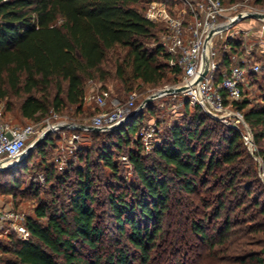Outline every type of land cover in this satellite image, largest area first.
I'll list each match as a JSON object with an SVG mask.
<instances>
[{
    "label": "trees",
    "instance_id": "1",
    "mask_svg": "<svg viewBox=\"0 0 264 264\" xmlns=\"http://www.w3.org/2000/svg\"><path fill=\"white\" fill-rule=\"evenodd\" d=\"M152 1L0 0V102L6 100L9 111L17 103L21 115L31 121L61 114L69 106L81 107L86 82L105 81L110 63L127 91L137 81L165 84L170 73L179 82L181 70L169 64L170 55L160 43L166 26L145 16ZM151 41L156 43L153 48L147 47ZM219 47L221 67L229 69L232 56L243 54V39L230 38ZM257 75L264 74L251 72L248 79ZM259 97L261 102L253 103L246 91L236 108L253 133L255 155L264 165V91ZM184 106L185 112L197 111L186 124L169 129L152 155L143 154L141 138H134L145 111L115 129L87 130L116 138L99 152L100 161L116 175L112 147L120 151L136 145L128 159L138 183L119 194L114 183L109 194L115 237L108 236L99 216L97 179L91 168H78L74 180L70 170H47L45 184L56 194L48 201L40 199L36 216H27L28 240L15 233L0 240V262L264 264V238L254 244L251 237H264L258 160L246 155L239 130L199 107ZM51 140L48 135L19 165L0 171L10 175L0 182L5 192L21 190L20 172L28 171L36 152L44 154ZM28 189L37 197L45 191L39 181ZM61 189L67 193V204L59 200Z\"/></svg>",
    "mask_w": 264,
    "mask_h": 264
},
{
    "label": "built area",
    "instance_id": "2",
    "mask_svg": "<svg viewBox=\"0 0 264 264\" xmlns=\"http://www.w3.org/2000/svg\"><path fill=\"white\" fill-rule=\"evenodd\" d=\"M174 1L175 3L170 4L167 0H154L145 14L151 21L166 26L167 31L160 43L170 55L169 64L181 70L180 81L172 88L184 89L170 94L181 97L179 106L189 104L191 107H199L210 117L239 130L250 153L261 162L255 155L257 146L253 133L243 113L236 108V103L244 97L249 73L264 74V61H252V53L247 48L244 54L238 56L237 64H232L226 69L221 67L217 49L218 40L221 38L227 40L240 34L247 38L252 32V27L234 29L239 22L253 18L250 17L251 13L259 11L252 7L250 0H236L229 3L225 0ZM239 14L243 19L225 29L224 27L237 19ZM256 19L261 20L259 28L262 34L264 18ZM205 69L206 74L199 79ZM93 97L101 106L106 103L102 94ZM136 98L137 93L132 92L125 102L115 99L112 101L113 108L95 114L90 125L104 131L126 122L133 114L138 113ZM51 115L58 117L56 112H52L49 116ZM39 126L38 123L17 126L0 118V171L15 166L33 137L39 138L47 129L61 132L71 126L74 127L65 122L54 125L49 123L41 129ZM78 137L74 135V138ZM153 137V130L143 133L142 139L147 149H154L157 146L156 143L153 144ZM261 177L264 181V171ZM26 218L27 216L20 210L0 204L2 233H15L18 238L28 240L31 233L25 224Z\"/></svg>",
    "mask_w": 264,
    "mask_h": 264
},
{
    "label": "rangeland",
    "instance_id": "3",
    "mask_svg": "<svg viewBox=\"0 0 264 264\" xmlns=\"http://www.w3.org/2000/svg\"><path fill=\"white\" fill-rule=\"evenodd\" d=\"M225 2L229 3L230 0H225ZM250 3L257 11L264 13V4H259L255 2V0H250ZM260 22L261 20L259 19L248 18L239 22L237 24L238 26L234 29L253 28L247 38H244L242 34L236 37L243 39V54L246 52L247 48H249L248 50L251 51L253 56V58H251L252 61L264 60V32L262 34L260 32ZM260 34L261 37H259ZM221 42H224L222 38L219 39L217 43L219 50ZM155 46L156 43L153 41L147 43V47L149 48ZM239 53L232 56V64H237L238 56L242 55ZM106 70L108 77L105 81L94 79L86 82V96L84 104L81 107H78L77 105L69 106L63 113L58 114V117L51 115L40 121H31L21 115L17 103L15 104L14 109L9 111L7 110L6 100L0 102V118L13 125L25 126L32 123H38L40 129L48 126L49 123L50 125H54L59 122H65L74 125V127L71 126V128L61 132L47 129V131L51 130L49 135L52 136V144L45 147L43 150L44 154H42V152H36V156H34L29 163V168L26 173H23L22 171L20 172L18 180L21 184V190L16 189L13 192H5V190L2 189L3 187H0L1 205L14 207L26 216L35 217V210L40 199L48 201L56 194L51 192V186L49 184H45L47 182L45 179L47 170L51 171L54 169L60 174L70 170V175H72L71 180H74L76 179L78 168H91V173L94 174L97 179L96 190L98 196L97 208L99 216L102 219V223L106 226L108 236L115 237L117 228L110 212L109 194L112 192L111 187L114 183L116 186L118 185V189L113 188L117 194L122 192L125 193L128 190V187L126 186L138 183L134 167L128 159L130 149H136V145L131 143L129 147L125 146L120 151H117L115 146L112 147L113 160L117 168L116 175L109 167L104 165L99 158V152L103 148V145L112 142L116 138L110 137L106 133H100L99 135L94 134L87 130H82L78 126L90 125L95 114L113 108L112 101L115 99L125 102L132 92L137 93V108L140 107L149 97L160 93L159 96L153 98L144 108L141 109L140 112L145 111L143 122L139 132L134 136V138H141L143 143V133L153 130V144L156 143L159 145L165 141L169 129L174 128L178 124H186L197 111V108H192L188 112H185V106L178 105L181 101V97L174 96L170 94V92L165 91L178 83L177 80H174V74L172 73L169 74V79L165 84L154 86L137 81L135 88L132 91H127L122 82L116 77L111 63L106 66ZM246 91L253 103L261 102L259 96L261 92L264 91V75L249 77ZM97 94H102L105 97L106 103L104 105L101 106L95 101L93 96H96ZM223 124L229 126L225 123ZM74 135H78L79 137L74 138ZM35 140L36 138L33 137L28 142V146H30ZM245 146L246 145L244 144L246 155L252 156L248 148ZM142 147L143 154L152 155L153 148L147 149L144 143ZM89 152L90 157L87 158V153ZM257 157L259 158V156ZM249 159L250 158L247 160ZM256 168L259 179V187H257V189L259 192H262V190H264V181L261 177V173L264 171L262 161H257ZM9 176V174H0V182L4 183L5 180L9 179ZM118 176H120L121 179H119ZM35 180L39 181L45 189V191H41V196L39 197L35 196L28 189L32 182H36ZM115 180H117V183ZM119 184H121L122 187H120ZM59 193L62 194L59 196L60 202L67 204V193L65 194L62 189ZM262 198H264V195ZM251 237L253 242H255L254 244L257 243V239L263 240L264 238L263 233L254 236L251 235ZM6 239V234L2 233V230H0V240L4 241ZM253 248L258 249L259 247L253 245Z\"/></svg>",
    "mask_w": 264,
    "mask_h": 264
},
{
    "label": "water",
    "instance_id": "4",
    "mask_svg": "<svg viewBox=\"0 0 264 264\" xmlns=\"http://www.w3.org/2000/svg\"><path fill=\"white\" fill-rule=\"evenodd\" d=\"M250 17H253V18H264V13L262 12H254V13H251L250 14ZM243 17L241 14H239V17L237 19H235L233 22H231L228 26H225L224 28H229L233 25H235L236 23L239 22V20H242ZM207 70L205 69L202 73V75L199 77V79H201L205 74H206ZM184 88L183 87H179V88H170V89H167L165 91L167 92H180L182 91ZM160 93H157V94H154L153 96L149 97L148 99H146L140 107H138V110L137 112L139 113L141 111L142 108L145 107L146 104H148L153 98L159 96ZM137 113V114H138ZM136 113L132 115V117L136 116L137 115ZM125 122L115 126V127H112L110 129H115L121 125H123ZM79 128H87L89 130H96V131H101V128H98V127H95V126H92V125H80L78 126ZM51 130H48L45 134H43L42 136H40L39 138H37L27 149L26 151L24 152L22 158L15 164V166L19 165L21 163V161L23 159L26 158V156H28L30 153H32V151L44 140L46 139V137L50 134Z\"/></svg>",
    "mask_w": 264,
    "mask_h": 264
}]
</instances>
